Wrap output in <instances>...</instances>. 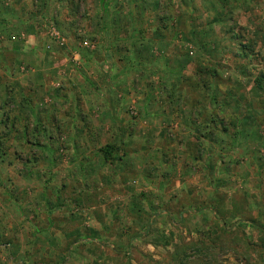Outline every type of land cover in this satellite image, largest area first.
<instances>
[{
  "label": "rangeland",
  "instance_id": "rangeland-1",
  "mask_svg": "<svg viewBox=\"0 0 264 264\" xmlns=\"http://www.w3.org/2000/svg\"><path fill=\"white\" fill-rule=\"evenodd\" d=\"M17 1L0 264H264V0Z\"/></svg>",
  "mask_w": 264,
  "mask_h": 264
},
{
  "label": "crops",
  "instance_id": "crops-1",
  "mask_svg": "<svg viewBox=\"0 0 264 264\" xmlns=\"http://www.w3.org/2000/svg\"><path fill=\"white\" fill-rule=\"evenodd\" d=\"M14 6H16V5H14ZM30 6L31 5H29L28 0L27 1L26 0H21L20 2L17 1V6H16L15 11L17 12L19 9H22V11H24V13H25V17H21V14H19V11L16 13V20H15V22H16V24L18 26L19 25L20 26L23 25L24 27L29 26L30 21L28 19H30V17L32 16V14H29V12H28V17H27L26 16V12H27V10L30 9Z\"/></svg>",
  "mask_w": 264,
  "mask_h": 264
},
{
  "label": "trees",
  "instance_id": "trees-1",
  "mask_svg": "<svg viewBox=\"0 0 264 264\" xmlns=\"http://www.w3.org/2000/svg\"><path fill=\"white\" fill-rule=\"evenodd\" d=\"M263 77H259L256 79V89L264 90V81L262 80ZM107 104H110L109 101H106Z\"/></svg>",
  "mask_w": 264,
  "mask_h": 264
}]
</instances>
